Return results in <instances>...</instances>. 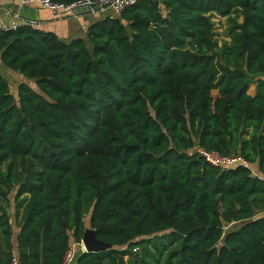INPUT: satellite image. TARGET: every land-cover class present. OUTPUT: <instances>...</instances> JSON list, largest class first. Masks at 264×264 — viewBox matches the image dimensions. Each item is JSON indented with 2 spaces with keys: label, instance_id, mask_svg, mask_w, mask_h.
Masks as SVG:
<instances>
[{
  "label": "trees",
  "instance_id": "obj_1",
  "mask_svg": "<svg viewBox=\"0 0 264 264\" xmlns=\"http://www.w3.org/2000/svg\"><path fill=\"white\" fill-rule=\"evenodd\" d=\"M234 13L219 51L211 16ZM0 60L25 79L0 72V264H62L87 217L112 248L77 264H130L139 245L133 264L171 246L164 264H264V0H138L70 42L0 30Z\"/></svg>",
  "mask_w": 264,
  "mask_h": 264
},
{
  "label": "built area",
  "instance_id": "obj_2",
  "mask_svg": "<svg viewBox=\"0 0 264 264\" xmlns=\"http://www.w3.org/2000/svg\"><path fill=\"white\" fill-rule=\"evenodd\" d=\"M137 1L138 0H21V4H38L42 8L48 9L58 16H75L77 12L83 8H88L92 14H102L109 11L114 15H119L123 10L134 5ZM21 26L40 28L41 24L34 19H25L18 13H12L10 10H5L0 13L1 31L10 32ZM198 153L208 164L214 167L232 168L240 165L251 169V163L239 154H222L215 150L205 149H199ZM138 249L139 247H135L134 251ZM79 251L87 252L83 239L80 242L72 244L66 252L62 264H77L76 259ZM12 264H23L16 251L12 254Z\"/></svg>",
  "mask_w": 264,
  "mask_h": 264
},
{
  "label": "crops",
  "instance_id": "obj_3",
  "mask_svg": "<svg viewBox=\"0 0 264 264\" xmlns=\"http://www.w3.org/2000/svg\"><path fill=\"white\" fill-rule=\"evenodd\" d=\"M5 10H10L12 13H18L25 19H34L40 22L44 31L56 33L64 42H70L76 38L87 39L89 26L105 17L112 12H104L102 14H92L88 8L80 9L75 16H58L52 11L42 8L38 4L22 5L21 0H0V13ZM0 67H4L0 60ZM10 72V71H8ZM13 72V71H12ZM16 73V72H15ZM255 86L251 89L250 94H254ZM9 208L12 228L14 232L13 241L16 242L17 235L20 231L19 220L15 213V204Z\"/></svg>",
  "mask_w": 264,
  "mask_h": 264
},
{
  "label": "rangeland",
  "instance_id": "obj_4",
  "mask_svg": "<svg viewBox=\"0 0 264 264\" xmlns=\"http://www.w3.org/2000/svg\"><path fill=\"white\" fill-rule=\"evenodd\" d=\"M234 15H236L237 17H219V16H216V15H213L211 16V22L213 24V28H212V37L213 39L217 42V45H218V49L219 51L222 50V48L228 43L229 41V36H230V33H231V29L233 26H235L240 20L241 18H238V14L234 13ZM10 70H8L7 68L5 67H0V72L6 76V78L9 80L10 84H11V88L13 91H15L18 87V85L23 82L25 79L18 73H15V72H8ZM33 87H35V84L30 81L29 82ZM253 84L252 86L250 85L249 86V92H251V89L253 88ZM14 193L15 191L12 193L11 195V201H13V196H14ZM14 203L12 202V205ZM86 225L89 229V217L86 218ZM239 224L237 223H233V224H230V225H226L224 227L225 231H229L231 230L232 228H235L237 227ZM139 247V249L137 251H134V254L133 255H137L139 257H141L145 251V248H144V245H139L137 246ZM150 247V246H149ZM172 249H174V246H171L167 252L164 254V256L161 258L160 260V264H164L165 261H166V258H167V255H168V252L171 251ZM133 255H126V260L130 263V264H133L134 263V257ZM169 264H176V259L173 258Z\"/></svg>",
  "mask_w": 264,
  "mask_h": 264
},
{
  "label": "water",
  "instance_id": "obj_5",
  "mask_svg": "<svg viewBox=\"0 0 264 264\" xmlns=\"http://www.w3.org/2000/svg\"><path fill=\"white\" fill-rule=\"evenodd\" d=\"M84 245L87 252H99L112 248L111 244L101 241L97 238L96 232L92 229H86L83 237Z\"/></svg>",
  "mask_w": 264,
  "mask_h": 264
}]
</instances>
